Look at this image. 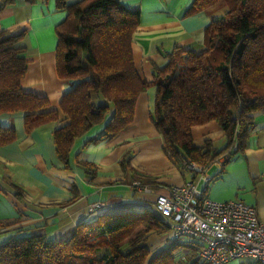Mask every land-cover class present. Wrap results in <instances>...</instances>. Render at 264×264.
<instances>
[{
  "label": "trees",
  "instance_id": "1",
  "mask_svg": "<svg viewBox=\"0 0 264 264\" xmlns=\"http://www.w3.org/2000/svg\"><path fill=\"white\" fill-rule=\"evenodd\" d=\"M34 1V0H29ZM226 12L204 31L201 52L174 48L168 63L155 68L153 79L140 78L131 39L140 22L139 10L117 0H55L66 11L55 26L56 70L74 80L58 106L21 86L27 60L19 44L25 29L0 30V113L23 112L27 130L52 120H67L53 132L57 158L68 167L76 138L108 119L89 142L109 139L133 121L138 94L155 86L152 123L162 137L166 156L181 171L182 158L202 166L242 151L253 127V114L264 112V0H193L189 12L217 2ZM15 0H0V7ZM215 120L225 135L222 146L209 139L193 143L191 129ZM15 129L0 126V145L15 139ZM91 176L95 166L77 160ZM36 226L35 228H37ZM168 225L150 210H126L82 222L66 239L44 233L13 234L0 241V264H173L180 239L149 257L147 234ZM187 238V237H186ZM191 240H195L190 238ZM198 249L181 256L184 264L198 263Z\"/></svg>",
  "mask_w": 264,
  "mask_h": 264
},
{
  "label": "crops",
  "instance_id": "2",
  "mask_svg": "<svg viewBox=\"0 0 264 264\" xmlns=\"http://www.w3.org/2000/svg\"><path fill=\"white\" fill-rule=\"evenodd\" d=\"M117 1L140 12L131 49L135 68L146 81L153 79L155 68L168 63L167 53L174 48L201 52L205 28L227 10L221 1L195 12H189L193 0ZM65 16L66 11L57 8L55 0H15L12 5L0 7V30H26L19 42L27 60L22 88L45 96L54 108L75 82L60 77L56 70L55 26ZM155 94V86L138 94L133 121L113 137L87 143L102 130L107 119L76 138L68 167L57 158L53 140L54 130L67 120L43 122L27 130L22 111L0 113V126L13 127L16 135L13 141L0 145V241L26 233L66 239L80 223L102 214L154 211L158 194L188 179L196 181L214 200L238 199L253 205L264 219V112L253 114V127L244 149L228 159L225 155L218 157L220 165H206L204 172L209 179L204 181L196 173L181 171L164 153L162 137L150 118ZM191 134L198 146L206 139L216 147L225 142L215 120L193 126ZM78 159L95 166L93 176L84 171ZM93 202L102 204L89 212L87 208ZM173 241L169 227L149 232L145 243L149 257ZM179 242L173 264H184L180 257L199 248L197 240L185 237ZM198 261L206 264L200 258ZM244 262L241 259L226 264Z\"/></svg>",
  "mask_w": 264,
  "mask_h": 264
},
{
  "label": "built area",
  "instance_id": "3",
  "mask_svg": "<svg viewBox=\"0 0 264 264\" xmlns=\"http://www.w3.org/2000/svg\"><path fill=\"white\" fill-rule=\"evenodd\" d=\"M212 162L221 164L220 159ZM187 171L207 181L206 166L182 158ZM148 191L147 188H144ZM101 202L91 203L93 212ZM154 212L172 230V239L182 237L198 241V256L206 264H226L245 260L243 264H264V219L253 205L242 200H214L188 179L169 187L154 200Z\"/></svg>",
  "mask_w": 264,
  "mask_h": 264
}]
</instances>
